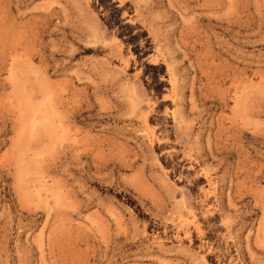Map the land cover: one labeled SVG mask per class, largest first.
<instances>
[{"label":"rangeland","instance_id":"1","mask_svg":"<svg viewBox=\"0 0 264 264\" xmlns=\"http://www.w3.org/2000/svg\"><path fill=\"white\" fill-rule=\"evenodd\" d=\"M0 264H264V0H0Z\"/></svg>","mask_w":264,"mask_h":264},{"label":"trees","instance_id":"2","mask_svg":"<svg viewBox=\"0 0 264 264\" xmlns=\"http://www.w3.org/2000/svg\"><path fill=\"white\" fill-rule=\"evenodd\" d=\"M95 1H97L98 2V4H100V5H105V3L107 2V1H109V0H95ZM166 165V164H165Z\"/></svg>","mask_w":264,"mask_h":264}]
</instances>
